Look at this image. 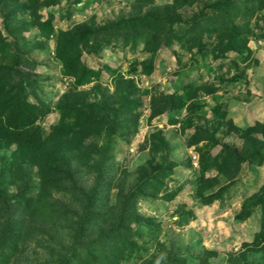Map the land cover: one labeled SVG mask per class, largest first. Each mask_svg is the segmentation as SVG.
Here are the masks:
<instances>
[{
    "label": "rangeland",
    "instance_id": "obj_1",
    "mask_svg": "<svg viewBox=\"0 0 264 264\" xmlns=\"http://www.w3.org/2000/svg\"><path fill=\"white\" fill-rule=\"evenodd\" d=\"M143 1L55 0L39 11L42 21L51 27L43 32L32 24L26 0H1L0 32L11 47L0 53V63L9 66L14 53L34 62L32 67L22 66L21 77L16 79H22L29 104L44 112L34 120L43 137L58 123L59 103L66 93L84 92L79 103L100 107L102 95L114 94L117 79L130 81L131 86L123 84L125 92L114 98L122 103L124 96H131L133 115L128 122L115 134L103 132L86 141L108 148L106 154L110 155L104 182L93 200V207L102 215L99 223L112 224L111 206L120 185L125 193L139 187L131 223L134 233L129 237L132 250L125 249L118 264H264V239L261 244L255 242L256 234L264 231V210L255 198L264 184V160L260 165L243 164L231 180L217 176L213 166L222 146L236 150L243 146V138L229 121L246 129L264 119V0H232L234 8L226 19L233 21L231 30L238 37L231 49L224 48L229 45L227 38L222 42L225 46H220L215 33L205 27L216 13L217 0H196L177 7L169 15L174 37L152 55L150 74L142 71L141 62L151 56L143 50L142 33L103 40L90 51L85 48L99 27L161 12L173 2L153 0L147 5ZM82 28L73 47L98 77L91 76L88 83L78 86L64 73L57 36ZM160 94L179 95L185 104L151 116V99ZM191 135L202 139L189 146ZM15 149L14 144L0 142V195L11 201L17 188L8 169ZM70 157L78 189L51 188L37 206L38 214L21 217L14 212L12 223L19 221L21 232L3 242L0 258H6V264H63L70 251L97 235L79 236L78 222L86 204L80 189L88 193L94 187L97 166L93 164L98 155ZM21 161L31 179L28 195L37 197L38 169L28 158ZM202 162L206 164L205 178L218 177L204 191ZM150 175L160 176L163 187L159 192L155 183L145 182ZM219 189V199L207 202ZM168 195H172L169 200ZM242 206L250 212L246 219L238 217ZM4 220L0 202V230ZM1 238L0 233V244Z\"/></svg>",
    "mask_w": 264,
    "mask_h": 264
},
{
    "label": "trees",
    "instance_id": "obj_2",
    "mask_svg": "<svg viewBox=\"0 0 264 264\" xmlns=\"http://www.w3.org/2000/svg\"><path fill=\"white\" fill-rule=\"evenodd\" d=\"M195 1L173 0L171 5H165L162 11L160 10L161 12H152L142 17L132 18L127 22L124 21L125 24L115 22L99 27L94 32L91 45L86 41L85 48L90 51L103 40L127 39L128 33L133 36L142 33L143 50L151 55L141 62L142 71L144 74H150L153 64L152 55L161 45L169 43L174 37L173 21L169 15L174 13L177 7L193 4ZM54 2L55 0H26L32 24L43 32L50 31L51 27L45 25L39 11L42 7ZM143 2V4L149 5L153 0H144ZM233 8L232 0H217L216 13L210 16L208 24L205 26L208 31L215 33L220 46H225L222 42L225 38L228 39L229 45L224 47L226 49H231L236 44L238 37L236 31L231 30L235 27L233 21L226 19V15ZM45 26L47 29L44 28ZM84 29L76 32L61 31L57 36L58 57L62 61L64 73L73 77L78 86L88 83L91 76L98 77V72L85 66L73 47L79 41V36ZM13 42L15 46L16 39H13ZM9 45L0 32L1 55L6 47H11ZM12 56L13 61L9 66L0 63V142L16 146L12 153L8 174L11 183L15 184L17 189L12 197L13 201L0 195V202L5 213V220L0 230L2 235L0 249L5 247L4 243H7L9 238L17 237L21 232L19 221L16 224L12 223L14 212H17L21 217L28 216L29 213L38 214L37 206L50 194L51 188L60 191H71L75 187L77 188L71 170L70 155L74 154L76 158L81 159L94 154L98 155L93 164L94 167L97 166L95 185L88 193L80 189L81 193L84 194L86 204L83 214L79 217L78 234L79 236L82 235L81 237L90 232L97 235L87 244H82L79 249L75 248L74 251H70L63 260V264H118L124 250H132L130 244L132 240L129 237L132 238L134 233L131 223L135 218L136 195L139 194V187L132 192L125 193L123 185L119 184L115 204L111 206L113 210L112 224L103 226L99 223L102 215L93 207V200L97 198L100 186L104 182L105 164L110 160V155L106 154L108 148L86 141L88 137L103 132L115 134L128 122L129 117L133 115L131 114L132 108L129 106L131 96L129 94L124 96L122 103H118L114 98L124 91L123 84H127L128 88L131 86L130 81L117 79L114 94L101 96V108L92 103H79L82 96L85 95L84 92L70 91L66 93L59 103L61 117L58 123L53 125L47 137H43L40 129L34 125V120L43 116L44 112L29 104L22 87L23 82L20 81L22 79H16L21 77L22 66L32 67L34 62L21 53H14ZM184 104V100L179 95L160 94L151 99V116H155L167 108L180 109ZM229 122L232 130L243 138V146L241 150L222 146L221 151L213 161V166L218 173L217 176L221 175L231 180L240 172L243 164L260 165L263 162L264 119L246 129H240L232 121ZM192 139V135L188 137L189 146L202 137L195 138L194 136ZM24 158H28L38 169L39 190L37 197L28 195L31 179L22 170L21 160ZM200 164V181L207 183L206 186L202 187L204 191L207 186L216 184L218 177L205 178L206 164L203 162ZM153 176L147 177L145 182L155 183L157 186L155 191L159 192L163 187L162 181L159 180L160 176L155 175L156 178ZM221 194L220 189L215 191L207 197V202L219 199ZM171 196L168 195L166 199H171ZM255 198L256 203L264 210V184L255 194ZM249 215V209L246 211L245 206H242V211L238 217L246 219ZM255 239L256 244H261L264 239V231L257 233ZM5 260L6 258H0V264H6Z\"/></svg>",
    "mask_w": 264,
    "mask_h": 264
}]
</instances>
